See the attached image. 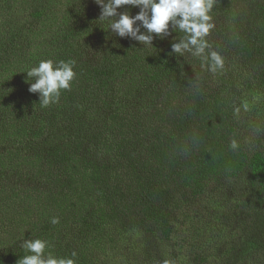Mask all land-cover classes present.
Returning <instances> with one entry per match:
<instances>
[{
  "label": "trees",
  "instance_id": "trees-1",
  "mask_svg": "<svg viewBox=\"0 0 264 264\" xmlns=\"http://www.w3.org/2000/svg\"><path fill=\"white\" fill-rule=\"evenodd\" d=\"M100 11L0 0V264H17L33 238L76 264H264V132L251 151L242 137L244 121L264 120V0H216L218 73L172 54L175 33L142 48ZM47 59L72 62L76 77L45 108L23 72ZM223 189L239 195L236 229L221 239L214 228L199 251L187 218Z\"/></svg>",
  "mask_w": 264,
  "mask_h": 264
},
{
  "label": "clouds",
  "instance_id": "clouds-1",
  "mask_svg": "<svg viewBox=\"0 0 264 264\" xmlns=\"http://www.w3.org/2000/svg\"><path fill=\"white\" fill-rule=\"evenodd\" d=\"M100 8L98 21L106 24L117 37L135 41L142 48L154 49V39L173 37L171 53L178 57L186 54L200 61L201 70L218 73L224 70V60L219 52L212 50L207 37L215 27L213 8L216 0H93ZM138 9L137 14L129 11L119 12L121 8ZM143 29V31H142ZM182 33L178 38L177 34ZM28 91L39 95L42 107L56 104L62 91H70L76 77L74 64L70 61L54 62L40 60L35 66L27 68ZM235 108L234 112L239 113ZM233 152H238L240 144L233 138L229 143ZM50 224L60 223L59 217H51ZM23 239V238H22ZM26 253L17 264H76V253L71 257H57L51 251L47 240L33 238L23 240L20 245ZM163 264H172L165 260Z\"/></svg>",
  "mask_w": 264,
  "mask_h": 264
},
{
  "label": "rangeland",
  "instance_id": "rangeland-1",
  "mask_svg": "<svg viewBox=\"0 0 264 264\" xmlns=\"http://www.w3.org/2000/svg\"><path fill=\"white\" fill-rule=\"evenodd\" d=\"M258 116L259 115L253 116L251 119L244 121L242 137H244V142L246 143L247 148L250 151L258 145L256 135H258L259 132H264V120L259 121ZM255 121L258 124L253 127ZM21 186L22 185H20V187ZM223 192H226L225 189L220 190L219 192H209L200 202H198V206L196 207V209L189 214V216H192L191 220L189 221V219L187 218L188 227L192 226L194 228H191L190 231L196 230L198 233L197 242L194 245H196L199 251L202 247H205L207 244L211 243L215 235H211L210 231L214 228L218 230L217 233L220 235L219 237L221 239H226L229 233H232L236 229V218L234 216L235 210L231 209L230 212H228V210L235 204L234 199L236 196L238 197L239 195L234 194L228 196L226 199H220V196H222ZM225 206L228 209L227 211L224 210L223 214H221V208H224ZM217 211L218 213H216ZM226 212L229 215L226 216ZM243 214L244 213L241 214L242 218L245 217ZM186 252L191 258L192 252ZM136 256L137 255H135V253L134 256L131 255L133 259ZM189 264H191V262H189Z\"/></svg>",
  "mask_w": 264,
  "mask_h": 264
}]
</instances>
